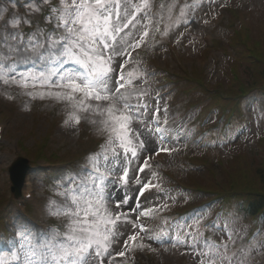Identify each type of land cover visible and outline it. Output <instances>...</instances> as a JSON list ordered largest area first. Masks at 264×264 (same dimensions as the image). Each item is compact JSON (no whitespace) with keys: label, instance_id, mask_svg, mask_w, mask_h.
<instances>
[{"label":"rangeland","instance_id":"rangeland-1","mask_svg":"<svg viewBox=\"0 0 264 264\" xmlns=\"http://www.w3.org/2000/svg\"><path fill=\"white\" fill-rule=\"evenodd\" d=\"M24 1L25 4L20 6L14 0H0V12L4 14L3 19L0 20V35L20 33L27 43L30 34H35L37 29H43L50 23L46 22L42 16H44V12L49 15L50 7L55 5L54 0H48V3L37 0L35 7L39 8V11L33 12V5L28 3V0ZM156 1L147 0L149 7L146 11L148 15L146 16L145 10L142 9L140 13L136 14L134 24L125 29V33L131 34L130 43L140 40L141 35L147 29L149 35L144 38L142 46L138 49L146 52H141L131 59L124 56L114 57L112 60L113 85L121 73L120 65L124 64L123 74L126 87L133 90L137 96L143 94V102L147 104V111L142 114L141 118L153 128H155L154 122L158 120L160 126L166 130L164 138L161 140L158 135L143 131L140 122L134 121L131 125L132 128L142 131L146 143V149H138L136 158H132L130 154L125 157L120 150L119 160L111 159L112 148H118V145L109 143V132L100 131V122L108 118L107 114L100 115L91 109L83 110L79 106V102L83 100L84 104L92 105L95 108L97 105L95 100H88L81 93L73 94L74 101L71 103L67 100L58 101L47 96L41 99L38 97L41 92H67L68 90L32 87L31 81H29L27 88L19 86L20 74L35 73L39 75L41 71L47 72L49 68L61 67L59 64H50L47 60H41L39 55L31 50H16L15 47L10 48L7 44H0V68H3L4 77L8 80L5 83L4 79H0V112H2L0 123L4 125L3 133L5 135L2 146H0V203H2L0 205L4 212L0 213V216L2 214L6 225L8 224L9 232L7 234L0 230V259L4 261V264H10L12 259L18 264H24L25 250L20 249V244L16 238L18 231L26 230L37 241L47 240V238L38 240L35 231L29 225L30 221L36 219L37 216L36 211L39 204L36 198L41 199V203L45 205L49 213L58 212L59 209L70 203L65 190L70 186L72 178L75 177L85 184L89 182L87 179L89 173L81 168L80 161L89 163L88 158L90 156L101 153L110 157V161L106 164L101 159L102 170L114 166L117 162L119 164L112 178L105 182L108 193L112 197V203L109 207L114 208L115 200H123L125 196L130 197L128 204L124 205L121 211L126 212L128 220L136 224L135 228H133L132 223L118 225L120 236L110 248L112 253L111 264H131L133 251L139 249L141 250L139 264H200L201 257L197 253L201 251V247L192 244L191 237L197 235L201 240H206V237L203 238L204 230L200 229V225L208 220H204L207 213L203 209L198 212L196 208L187 209L188 212H184L181 208L190 203L192 207L196 206L192 205L195 200L191 201L193 195L187 191L189 189L182 190L178 186H181L182 182L190 187L193 185L194 193L197 194L203 193L209 185L205 180L206 171L202 167L188 162L186 156L190 154L202 155V161L209 166L210 161L217 158L216 153L222 154L223 151L229 149V146H226L229 143H239L241 148L247 147L249 150L256 151V147L261 146L260 143L256 142L258 137L264 136V95L251 92L243 98L242 107L246 112L245 121L233 129L230 137L222 141L219 145L221 149L213 150L214 142L204 141L201 138L200 134L203 133L204 127L199 125L200 123L195 119L199 112L200 114L208 111L213 113L215 109L202 108L206 101L200 102V97L204 95L199 88L197 90L190 89L187 93L184 92L193 86L188 83L191 80L186 79L184 74L187 70H194L197 65L202 64L207 72L203 76V80L211 85L216 84L217 87L221 82L224 83L228 80V66L235 62L240 79L246 80V71L252 67L248 66L244 57L235 56L237 54L234 53H230V56L227 57L223 52L225 47L209 50L204 43L206 37L209 39L220 37L223 40H219V42L223 43L224 46L229 42L230 29L221 23V25L215 24L216 26H213V20L209 22L210 17L217 14H223L224 21L227 20V13L222 12V9L223 4L227 3L228 0H164V8L162 9L164 16L162 27L164 29L159 35L158 33L155 35L154 26L159 21L160 12L152 16V8ZM125 2L127 3L129 18H131L136 11L135 6L143 5L145 0H121L122 5ZM236 2V6L240 8L243 16L241 21L244 18L245 22L254 29L255 34L264 37V0H238ZM14 18L21 19V24L17 28L6 24L7 21ZM25 20L31 21V23H24ZM241 21L239 19L238 24ZM30 26H34V29L31 30ZM166 42L172 44L174 51L167 49ZM15 43V41H9V44L13 46ZM146 44L147 48H145ZM128 51L131 52L132 56L131 48ZM176 64L180 65L182 70L177 68ZM162 68H165L164 70L167 71L172 80L168 84L169 86L162 87L154 80V75L160 72ZM70 69L81 70L71 62L64 64L61 68L62 71ZM170 70L175 71V74L171 75ZM13 76L16 77L15 82L11 80ZM129 80L131 82L127 83ZM29 92L36 94L37 98L30 97L27 94ZM191 101H196L198 104L190 105L191 103L188 102ZM102 106L106 107V104ZM157 107H159L160 112L154 118L153 112ZM73 114L80 118L79 124H75L69 119V116ZM214 116H210L207 120H211ZM66 119L69 121L67 124L65 123ZM207 123L209 122L206 121ZM101 138H105L107 141L102 142L100 148L92 152L95 149V140ZM41 142L45 143L43 150L46 154L55 152L65 160L76 158L77 154L81 155L76 160H72L71 166L73 167L70 170H60L58 173L51 170L39 171V165L36 168L33 167L29 174L34 181L32 187L37 192L36 194L34 192L35 195H33L32 200L28 201V204L29 208L36 210L24 211V209L17 207L16 201L10 198L7 168L16 157L14 154L16 143L27 145L33 152V150L38 149ZM160 148L171 149V152L161 151L159 155H156L155 153ZM247 149L244 154L249 153ZM262 149L264 151L263 146ZM69 151H73V154H69ZM230 151L231 153L227 151L224 154L232 158L235 153ZM146 157H150V159H148L144 171L140 172L139 167L144 164ZM125 168L128 169L126 183L119 180V176ZM217 173H221L220 168H217L215 178L218 177ZM105 174L107 173L105 172ZM148 182H151L152 187L147 189L143 196H139V189ZM137 202H139L140 210L151 209V213L148 216H139V211L129 212L128 209H134ZM233 204L234 209L230 211L228 217L215 222L211 233L217 235L223 242L226 237L219 230V226L227 223L229 231L234 237V243L230 244L229 254L235 252L239 255L240 249L243 248L250 252V264H264V228L258 229L256 231L260 230L258 235L247 243L245 237L248 235L249 227L253 229L252 219H247L242 211L235 209L239 202L236 201ZM175 211H179L180 215L170 218V215H173ZM51 215L62 224L64 233L59 238H63L68 219L63 214ZM179 216L180 219L177 220ZM9 218L16 232L14 235L19 251L18 259L15 252L10 256L3 249L5 240L12 233ZM138 223L140 225L146 223L154 229L149 236L151 239L139 231L140 225ZM134 233L137 234V240L135 242L129 241L126 255L123 257L116 256L117 252L125 250L124 241ZM108 261L109 258L106 257L104 264H108ZM89 264H100V260L93 258Z\"/></svg>","mask_w":264,"mask_h":264},{"label":"snow or ice","instance_id":"snow-or-ice-1","mask_svg":"<svg viewBox=\"0 0 264 264\" xmlns=\"http://www.w3.org/2000/svg\"><path fill=\"white\" fill-rule=\"evenodd\" d=\"M43 2L48 3V0ZM28 3L33 5V12L39 11V8L35 7L37 0H28ZM148 7L145 0L143 5L135 6L136 11L129 18L127 3L122 5L121 0H70V3L66 0H58L57 6H51L49 15L46 17V22L55 20L52 32L45 33L42 29H37L35 34L29 35L27 43L20 33L0 35V44H7L10 48L15 47L16 50H31L37 53L41 60L61 66L49 68L47 72L41 71L39 75L20 74V87L27 88L31 81L32 87L68 90L67 92H41L38 94L41 99L47 96L71 103L74 101L73 94L81 93L84 98L97 102L95 108L84 104L83 100L79 102V106L83 110L91 109L100 115L107 114L108 118L100 122V131L109 132V143L118 145V148H112L111 159L115 161L119 160L120 150L125 157L130 154L132 158H136L138 149H146L142 131L134 130L131 126L134 121L140 122L143 131L149 134L154 133L161 140L166 131L160 127L159 121L155 122L156 126L153 128L141 118L147 111V104L143 102V94L137 96L133 90L126 87L124 64L120 65L121 73L116 78L115 84L113 85L112 82L113 58L126 56L131 59V52L128 49L141 47L144 38L149 35L145 29L140 40L130 43L131 34L125 33V29L134 24L136 14L142 9L145 10V15H148L146 11ZM3 15V12H0V20L3 19ZM24 23L30 24L31 21L25 20ZM6 24L17 28L21 24V19H10ZM9 41L16 43L13 46L9 44ZM68 62L77 65L81 71L73 69L62 71V66ZM0 79H4L5 83L8 82L4 77L3 68H0ZM11 80L15 82L16 77H11ZM130 82V80L127 81V83ZM27 94L37 98L32 92ZM105 104L106 107L102 106ZM159 112L160 109L157 107L153 117L155 118ZM69 119L75 124L80 123V118L74 114L70 115ZM68 122L66 119L65 123ZM161 151L171 152V149L160 148L155 154L159 155ZM88 159L89 166L92 168L87 177L89 182L85 184L75 177L72 178L70 186L65 190L70 203L58 212H50L53 215L63 214L68 219L63 238H59L61 234L55 229L50 230L46 241H37L26 230L16 233L20 249L25 250L24 264H89L93 258H99L100 264H104L106 257L109 258L108 264H111L110 248L120 236L118 225L132 223L133 228L136 227L134 222L128 220L127 213L121 211L123 206L128 204L130 197L125 196L123 200H115L114 208L109 207L112 197L108 193L105 182L112 178L116 168L119 167L118 162L102 170L101 159L105 164L110 161L107 154H97ZM148 159L150 157H146L144 164L139 167L140 172L144 171ZM127 179L128 169L125 168L119 180L126 183ZM150 187H152L151 182L145 183L139 189V196H143ZM128 211H139V216H148L152 210H140L139 202H137L136 207ZM219 230L226 237L221 243L201 240L199 236L192 235V244L201 247V251L197 253L201 257L200 264H250V252L243 248L240 249L239 255L235 252L229 254L230 244L234 243L229 225L227 223L220 225ZM139 231L144 233L147 230L141 225ZM136 240V233L130 235L124 241L125 250L117 252L116 256H125L129 241ZM16 257L19 258V252L16 253ZM0 264H4L2 259Z\"/></svg>","mask_w":264,"mask_h":264},{"label":"trees","instance_id":"trees-1","mask_svg":"<svg viewBox=\"0 0 264 264\" xmlns=\"http://www.w3.org/2000/svg\"><path fill=\"white\" fill-rule=\"evenodd\" d=\"M240 36H243L242 33H240ZM255 37L258 41H260L262 47L259 46L258 49L254 45H249L252 46L249 49H252L258 56L261 57V62H252L248 65L249 67H252V69H247L246 80L239 79V81H236V79H233L232 77L228 78L229 80L224 87V90L229 95H242V92H247L253 88H261L264 86V37L257 34H255ZM230 43L232 46L242 49L240 57L242 55L244 57L247 55L246 46L243 45L236 36H231ZM247 59L248 58L246 57V60ZM231 67L236 68L235 62L231 64ZM210 95L212 106H219L222 103V98H220L219 95L213 93ZM231 109H233L232 112L234 113L235 117H242L243 113L240 110L239 103L232 102V104L229 105V111ZM238 155L240 158L238 159L239 162L235 163V169L225 175L226 188L230 184L233 185L234 183V185L228 188L229 194L226 195L227 202L224 205L222 210L223 212H221H229L232 209V199L236 197H243L244 201L240 202L237 208L242 211L244 216L247 218L259 213L261 221H263L264 224V165L255 151L251 150L248 154H244L243 151H239ZM202 228L203 226L201 224L200 229L202 230Z\"/></svg>","mask_w":264,"mask_h":264},{"label":"water","instance_id":"water-1","mask_svg":"<svg viewBox=\"0 0 264 264\" xmlns=\"http://www.w3.org/2000/svg\"><path fill=\"white\" fill-rule=\"evenodd\" d=\"M29 165L22 163L20 160H15L9 168V174L11 177V189L14 194V198L17 197L20 187L24 180V174L28 170Z\"/></svg>","mask_w":264,"mask_h":264}]
</instances>
